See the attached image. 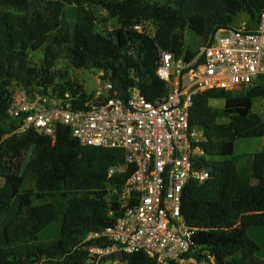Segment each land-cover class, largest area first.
Here are the masks:
<instances>
[{
  "label": "trees",
  "instance_id": "1",
  "mask_svg": "<svg viewBox=\"0 0 264 264\" xmlns=\"http://www.w3.org/2000/svg\"><path fill=\"white\" fill-rule=\"evenodd\" d=\"M68 7L77 8L74 29L65 16ZM263 13L264 0H0V264H89L83 241L114 226L119 214L110 213L136 169L110 175L126 166L125 151L83 146L65 126L54 137L11 135L17 122L8 110L17 89L71 91L77 109H86L85 85L58 67L65 60L79 72L102 71L114 87L112 97L125 98L138 87L156 102L168 93L157 74L162 52L189 61L196 50L187 48L188 31L202 46L217 30L234 28L240 16L255 30ZM111 19L114 35L99 33L98 25ZM258 99H264V79L242 92L193 97L190 126L206 134L199 168L210 171L209 180L191 181L182 194L197 258L209 253L217 264H264L261 246L248 234L264 227V149L236 155L241 136L234 131L238 121L261 119L253 111ZM214 101L225 107H212ZM123 259L156 264L143 252Z\"/></svg>",
  "mask_w": 264,
  "mask_h": 264
},
{
  "label": "built area",
  "instance_id": "2",
  "mask_svg": "<svg viewBox=\"0 0 264 264\" xmlns=\"http://www.w3.org/2000/svg\"><path fill=\"white\" fill-rule=\"evenodd\" d=\"M135 29L143 31L139 25ZM157 74L168 93L156 102L148 101L138 87L125 98L112 97L114 87L103 81V72L86 109H77L78 96L71 91L28 94L17 89L13 96L8 115L17 126L11 135L36 131L54 137L56 128L65 126L83 146L125 151L126 166L111 169L110 175L136 168L110 213L119 214L114 226L83 241L89 244V264H127L123 256L138 252L156 264H217L209 253L196 257L195 232L181 212L184 188L210 178L208 169L199 168L206 158V134L190 126V109L197 93L242 92L264 79V13L255 30H217L189 61L162 52Z\"/></svg>",
  "mask_w": 264,
  "mask_h": 264
},
{
  "label": "rangeland",
  "instance_id": "3",
  "mask_svg": "<svg viewBox=\"0 0 264 264\" xmlns=\"http://www.w3.org/2000/svg\"><path fill=\"white\" fill-rule=\"evenodd\" d=\"M65 16L68 19L71 28L74 29L77 19V9L75 7H68L65 10ZM102 17L103 14H101ZM235 28H248V20L245 16H240L237 20V24L234 26ZM116 29V20L111 19L109 22H106L104 25H98L97 31L103 34L114 35ZM153 30V26L149 27V31ZM225 36V35H222ZM186 45L188 49L197 50L201 46V42L198 38L194 37L191 32H187L186 35ZM59 68L68 69L72 78H76L81 84L86 83L87 76H91L93 79L91 82L87 81L86 94L91 96L98 84V71L96 70H84L83 72H79L78 70L72 69L69 67L68 62L65 60H61ZM16 93V91H15ZM14 93V95H15ZM238 93V92H237ZM14 99V97H13ZM214 108H224L225 102L223 101H214L211 103ZM254 113L260 115V120H254L251 117L246 118V120L238 121L234 123V131L235 134L241 136L237 139L235 154H243V153H254L258 150L264 149V99L256 100L254 104ZM263 121V122H262ZM246 135V136H244ZM4 185V180L0 178V188ZM249 234V232H248ZM250 236V234H249ZM251 237V236H250ZM252 238V237H251ZM253 239V238H252ZM261 246V244H260Z\"/></svg>",
  "mask_w": 264,
  "mask_h": 264
},
{
  "label": "crops",
  "instance_id": "4",
  "mask_svg": "<svg viewBox=\"0 0 264 264\" xmlns=\"http://www.w3.org/2000/svg\"><path fill=\"white\" fill-rule=\"evenodd\" d=\"M76 8V7H75ZM77 9V8H76ZM103 15H105V12H102ZM68 18V17H67ZM109 22V21H107ZM99 76V73H98ZM91 76H87V81L91 82L92 81ZM87 81L85 83V88H87ZM98 82H99V77H98ZM99 85L97 84V87ZM96 87V88H97ZM256 102V101H255ZM255 104V103H254ZM250 236L260 245L261 244V252L259 253V257L264 260V227H254L251 228L249 231Z\"/></svg>",
  "mask_w": 264,
  "mask_h": 264
},
{
  "label": "clouds",
  "instance_id": "5",
  "mask_svg": "<svg viewBox=\"0 0 264 264\" xmlns=\"http://www.w3.org/2000/svg\"><path fill=\"white\" fill-rule=\"evenodd\" d=\"M100 72H102V71H100ZM100 72H98V73H100ZM14 96V95H13ZM13 99V98H12ZM12 103V102H11Z\"/></svg>",
  "mask_w": 264,
  "mask_h": 264
}]
</instances>
